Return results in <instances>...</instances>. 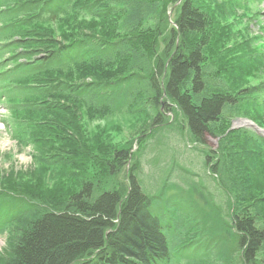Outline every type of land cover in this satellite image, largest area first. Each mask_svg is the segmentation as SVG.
I'll return each mask as SVG.
<instances>
[{
  "label": "trees",
  "instance_id": "16d2710c",
  "mask_svg": "<svg viewBox=\"0 0 264 264\" xmlns=\"http://www.w3.org/2000/svg\"><path fill=\"white\" fill-rule=\"evenodd\" d=\"M36 7L42 18H35ZM77 11L111 20L107 38L86 35L69 45L44 40L42 25ZM205 12L197 0H0V37L16 56L12 65L0 64V102L20 120L6 128L38 146L59 145L60 157L40 162L56 170L57 185L71 188L56 197L29 187L21 193L16 185L0 189L6 205L0 211L9 212L0 214V237L9 245L0 264H166L191 236L210 241L207 255L191 264H264L263 203L251 197L249 182H242L248 173L227 150L231 135L224 127L241 99L218 69L204 64ZM76 75L93 80L77 84ZM261 93L264 87L251 91ZM138 108L153 126L168 124L165 111L177 115L195 144L221 138L219 149L206 155L207 170L228 196L249 201L250 210L232 209L224 220L197 190L199 199H184L190 214L170 208L159 214L176 227L168 235L152 214L159 199L144 189L132 147L92 149L80 123L82 115L102 120ZM253 139L264 150V138L253 133Z\"/></svg>",
  "mask_w": 264,
  "mask_h": 264
},
{
  "label": "rangeland",
  "instance_id": "374dc122",
  "mask_svg": "<svg viewBox=\"0 0 264 264\" xmlns=\"http://www.w3.org/2000/svg\"><path fill=\"white\" fill-rule=\"evenodd\" d=\"M95 1L97 0H78V3ZM197 1L205 9L209 18L207 25H210L202 36L207 39L204 64L218 69L222 77L227 79L231 89L238 93L235 96L241 99L237 105L238 114L224 127L226 134L231 135L227 150L231 156L235 155L241 161V167L253 179L251 181L245 175L242 182L244 184L249 182L247 185L249 192L252 193L251 197L263 203L264 207V150L253 139V133L264 138V94L261 93L260 96L251 94L252 90L264 87V0ZM37 8H34L35 11L40 13ZM45 12L52 13L48 12V9ZM42 17L41 13L35 16L36 19ZM57 18L50 25L40 27L45 33L44 40L69 45L86 35L105 38L113 28L109 26L111 20L100 22L90 16H83L78 11ZM29 21L33 22V18ZM117 22L121 23L122 20ZM118 31V28L115 29V32ZM3 38L0 37V64L3 62L12 65L10 61L16 56H9L6 53L11 49L9 46L11 44ZM12 40L9 39L8 42ZM74 53L78 56L79 49ZM22 62L25 63V60ZM71 80L77 84H84L93 79L87 76L84 80L76 75ZM140 110L141 108H138L135 114L131 112L127 116L117 115L102 120L94 118L89 120L82 115L80 123L87 145L92 149L101 145L114 148L132 147V152L137 157L133 165L139 173L144 189L149 195L159 199L160 209L152 210V214L160 219L168 235L174 236L176 227L170 219H161L159 214L168 215V208L180 209L190 214L191 211L182 208L184 199L190 195L194 199H199L197 190L205 193L211 205L222 211L224 220L228 218L232 209L234 213L240 211V214L250 210L249 201L243 202L239 195L228 196L223 187L216 182L214 172L207 170L206 155H212L219 149L221 138L210 136L204 146L195 144L186 131L182 132L183 121L177 115L165 111L163 113L168 124L153 126L152 120ZM12 120L20 121L17 116L9 114L6 106L0 102V189L8 190V187L16 185L20 186L17 191L21 193H24L23 188L27 187L41 196L46 194L56 197L68 193L67 189L71 188L66 189L57 185L58 175L54 174L56 170H49L40 162L43 159L60 157L59 145L52 143L38 146L30 139H20L23 135L18 136V133L14 134L13 131L10 133L6 128L5 123ZM42 120L40 121L43 122ZM167 203L170 204L169 207ZM0 206L4 208L6 205L0 203ZM0 212L3 218L9 216V212L8 214H5V211ZM208 212L204 211L203 219ZM208 243L210 241L206 238L191 236L182 246L171 252L166 264H191V261L204 258L210 249ZM8 251L7 240L0 237V261L7 257Z\"/></svg>",
  "mask_w": 264,
  "mask_h": 264
},
{
  "label": "bare ground",
  "instance_id": "6f19581e",
  "mask_svg": "<svg viewBox=\"0 0 264 264\" xmlns=\"http://www.w3.org/2000/svg\"><path fill=\"white\" fill-rule=\"evenodd\" d=\"M245 125H250L249 123H245Z\"/></svg>",
  "mask_w": 264,
  "mask_h": 264
}]
</instances>
